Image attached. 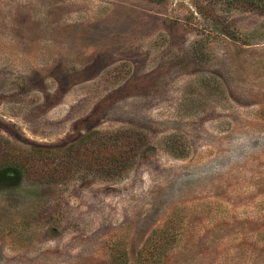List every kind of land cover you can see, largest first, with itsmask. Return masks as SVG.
Listing matches in <instances>:
<instances>
[{"label": "rangeland", "instance_id": "obj_1", "mask_svg": "<svg viewBox=\"0 0 264 264\" xmlns=\"http://www.w3.org/2000/svg\"><path fill=\"white\" fill-rule=\"evenodd\" d=\"M120 127L119 179L39 178ZM0 264H264V0H0Z\"/></svg>", "mask_w": 264, "mask_h": 264}, {"label": "trees", "instance_id": "obj_2", "mask_svg": "<svg viewBox=\"0 0 264 264\" xmlns=\"http://www.w3.org/2000/svg\"><path fill=\"white\" fill-rule=\"evenodd\" d=\"M145 142L146 136L142 132L120 127L113 131L87 132L78 142L65 147H36L31 154L45 168L39 175L43 181H62L75 173L119 179L134 166ZM25 168L26 164L20 162L15 169L19 176H24ZM12 173V168L4 169L5 176L11 177Z\"/></svg>", "mask_w": 264, "mask_h": 264}]
</instances>
